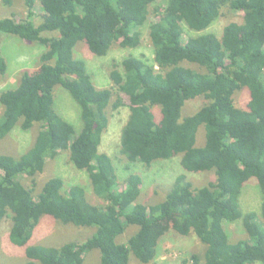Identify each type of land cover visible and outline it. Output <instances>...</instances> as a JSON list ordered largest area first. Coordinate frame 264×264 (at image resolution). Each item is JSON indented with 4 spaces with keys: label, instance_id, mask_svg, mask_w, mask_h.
I'll return each mask as SVG.
<instances>
[{
    "label": "trees",
    "instance_id": "obj_1",
    "mask_svg": "<svg viewBox=\"0 0 264 264\" xmlns=\"http://www.w3.org/2000/svg\"><path fill=\"white\" fill-rule=\"evenodd\" d=\"M22 1L26 18L0 17V39L14 36L44 51L37 70L24 71L17 87L0 93V141L17 126L40 130L20 156L0 155V226L10 216L9 240L23 249L25 264H84L85 255L95 250L100 264H130L131 255L141 264H159L154 262L158 242L168 233L193 234L206 246L204 261L193 255L188 264H264V0ZM150 13L158 18L147 30L153 63L133 55L113 59L108 70L113 88H96L86 63L74 58L76 44L85 43L96 57L109 55L116 43L137 48L141 36L135 29ZM224 13L236 19L220 36L208 32ZM184 27L191 35L187 40ZM6 69L0 42V74ZM57 87L80 108L78 133L54 107ZM242 90L250 98L243 110L234 104ZM120 95L129 102L120 152L130 163L149 168L179 157L186 175L213 172V180L194 187L180 174L163 200L151 205L138 202L139 174H130L118 189L113 162L99 146L108 111L122 112ZM195 100L201 106L184 116L186 103ZM200 126L204 140L197 146ZM62 152L88 174L93 196L103 206L89 202L85 187L66 188L59 177L48 179L34 198V186L27 188L22 180L34 185L47 160ZM252 180L262 195L260 217L243 213L239 203ZM43 217L95 231L83 242L34 243ZM237 221L246 237L231 242L224 223ZM130 225L136 233L117 243Z\"/></svg>",
    "mask_w": 264,
    "mask_h": 264
},
{
    "label": "rangeland",
    "instance_id": "obj_2",
    "mask_svg": "<svg viewBox=\"0 0 264 264\" xmlns=\"http://www.w3.org/2000/svg\"><path fill=\"white\" fill-rule=\"evenodd\" d=\"M13 5L8 6L3 0H0V17L13 15L19 22L26 18L25 5L22 0H12ZM152 10V9H150ZM224 12V11H223ZM36 16L42 13L41 8L36 5ZM231 18L236 19V15L219 16L208 29V32L220 36L223 27ZM158 18L149 14L147 22L140 28L141 42L137 48H123L116 43L106 57H96L87 49L85 43L78 42L74 49V58L84 61L87 65L89 74L96 88H113L108 77L110 62L115 59L121 61L128 55L142 58L147 64L153 63V48L149 41L147 30L148 27L156 22ZM38 18H36V21ZM184 39L187 40L191 35L187 27H184ZM2 54L7 62L6 72L0 74V93L6 89H12L18 86L20 75L24 71L34 72L39 66V56L44 51V47L38 43H26L14 36H4L0 39ZM187 66L197 69L195 65ZM198 70V69H197ZM58 88V87H57ZM56 88V89H57ZM54 91V107L58 114L65 121L73 125L76 133L81 130L82 123L79 116V106L72 99L70 94L63 88ZM113 90V89H112ZM123 107L122 112H114L112 109L108 111L109 126L104 131L99 152L107 154L114 165L119 186L118 189L126 185V179L130 174H139L142 179L140 185V196L138 202L146 205L159 203L169 191L173 181L185 171L180 165L179 157L157 161L149 168L144 167L139 162L130 163L120 152L121 128L125 124L126 115L128 113L129 104L126 97L120 95ZM249 94L246 90L237 92L234 95V104L239 109H246L249 101ZM202 101L195 100L186 103L183 108V115L193 114L200 106ZM0 106V115H1ZM155 112V109H154ZM157 115L158 112H155ZM159 115H157V118ZM40 130L39 125L33 126L29 131H23L19 126L15 127L6 138L0 141V155H10L18 157L26 152L33 144L35 136ZM204 140V127L200 126L197 132V146L202 144ZM200 146V145H199ZM203 146V145H201ZM186 175V174H185ZM187 179L194 187H202L213 180V172L190 173ZM61 178L64 187L69 188L73 185H81L86 188V196L90 203L103 206L104 203L93 196L89 187V177L84 171L77 170L69 159L67 152L59 153L54 160H47L43 171L35 177V184L28 179L22 180L27 188L33 189V196L37 199V195L43 184L50 178ZM23 178V177H22ZM77 180V181H76ZM262 195L255 180L246 184L241 192L239 203L243 213L254 212L259 217L261 214ZM10 217V216H9ZM9 217L4 218L0 226V264H25L26 258L23 249L14 246L9 240V233L12 222ZM242 221L234 223H224V228L231 242H237L244 239L245 231ZM91 227H76L72 224H61L51 217H43L34 234L35 241L44 245H59L67 242H83L93 235L95 229ZM136 226H128L125 232L116 240L117 243H126L128 239L136 233ZM206 246L193 234L182 237L177 234L168 233L158 242L157 254L154 260L159 264H188L193 255L204 261ZM84 264H100V254L97 250L89 252L84 257ZM130 264H141L133 255L130 258Z\"/></svg>",
    "mask_w": 264,
    "mask_h": 264
},
{
    "label": "bare ground",
    "instance_id": "obj_3",
    "mask_svg": "<svg viewBox=\"0 0 264 264\" xmlns=\"http://www.w3.org/2000/svg\"><path fill=\"white\" fill-rule=\"evenodd\" d=\"M77 181V180H76Z\"/></svg>",
    "mask_w": 264,
    "mask_h": 264
}]
</instances>
